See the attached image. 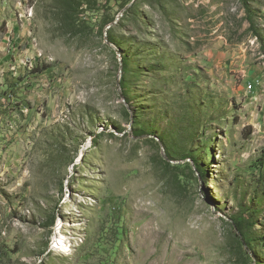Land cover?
Instances as JSON below:
<instances>
[{
	"label": "rangeland",
	"instance_id": "rangeland-1",
	"mask_svg": "<svg viewBox=\"0 0 264 264\" xmlns=\"http://www.w3.org/2000/svg\"><path fill=\"white\" fill-rule=\"evenodd\" d=\"M0 264H264V0H0Z\"/></svg>",
	"mask_w": 264,
	"mask_h": 264
},
{
	"label": "bare ground",
	"instance_id": "bare-ground-1",
	"mask_svg": "<svg viewBox=\"0 0 264 264\" xmlns=\"http://www.w3.org/2000/svg\"><path fill=\"white\" fill-rule=\"evenodd\" d=\"M57 238H58L57 242H59V239L61 240V237L58 236ZM62 238H64V239L66 240V243H65V244H62V246L64 247V249H66L68 246L71 245V242H69V241H68L69 239H67L66 237H62ZM60 243H61V242H60ZM65 253H67L69 256H70L71 254H73V243H72L71 247H68V248L65 250Z\"/></svg>",
	"mask_w": 264,
	"mask_h": 264
},
{
	"label": "built area",
	"instance_id": "built-area-1",
	"mask_svg": "<svg viewBox=\"0 0 264 264\" xmlns=\"http://www.w3.org/2000/svg\"><path fill=\"white\" fill-rule=\"evenodd\" d=\"M248 88L249 89H252L253 88V84L252 83H249Z\"/></svg>",
	"mask_w": 264,
	"mask_h": 264
}]
</instances>
